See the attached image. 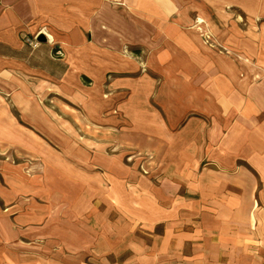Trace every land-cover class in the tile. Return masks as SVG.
I'll return each instance as SVG.
<instances>
[{
  "label": "crops",
  "instance_id": "crops-1",
  "mask_svg": "<svg viewBox=\"0 0 264 264\" xmlns=\"http://www.w3.org/2000/svg\"><path fill=\"white\" fill-rule=\"evenodd\" d=\"M230 2L0 0L2 99L22 110L46 194L29 212L0 202V264H88L93 244L79 218L101 214V200L112 231H102V259L105 249L119 258L122 236L134 249L140 234L144 258L161 264H264V80L252 84L221 65L202 35L219 34L211 15ZM42 25L65 46L25 42ZM125 47L136 74L110 85L126 91V142L67 144L32 92L52 87H34V78L54 85L69 72L125 69ZM5 109L0 139L15 141V115ZM141 162L156 179L140 174Z\"/></svg>",
  "mask_w": 264,
  "mask_h": 264
},
{
  "label": "rangeland",
  "instance_id": "rangeland-1",
  "mask_svg": "<svg viewBox=\"0 0 264 264\" xmlns=\"http://www.w3.org/2000/svg\"><path fill=\"white\" fill-rule=\"evenodd\" d=\"M230 4L224 13L211 15L212 19H217V25L221 27V30H217L219 34L217 36L212 34L210 39H206L202 33L203 38L213 51L212 54L218 56L221 65L228 64L230 68H234L236 74L243 80L249 79L252 84L260 83L264 80V0H246L243 4H240L239 0H231ZM40 30L43 31L40 34H43L44 37H46L44 34L46 32L53 35L47 25H42L36 33L27 35L34 37ZM205 33L209 32L205 31ZM44 42L52 46L57 44L65 46L64 42H58L55 38L51 42L46 37L45 41L40 40L39 45ZM58 48L55 51H58L59 54L65 53L64 47ZM124 50L125 58L128 61L125 69L69 72L61 74L57 79L54 77L53 80L56 81L54 85L45 83L42 78H34L33 81L37 84L32 86L38 87V84L44 83L52 87V92H49V88L38 91L34 89L32 92L39 108L51 117L50 123L68 137L67 144L78 143L85 147L88 144L95 145L92 140L103 142L106 139H112L114 142H126L125 137L119 133L120 128L130 125L121 112L122 108L119 107L121 101L126 97V91L120 90L117 94L110 85L111 81L115 79L114 77L126 73L128 75L136 74V72H132L135 69L131 68L130 64L133 63L132 58L137 60V57L127 47ZM146 70L147 67L142 65L140 71ZM27 79H31V77H23L24 81ZM18 86L20 87V85ZM5 90V83L0 78V112L2 115H6L5 106L9 110V116L13 111L16 119L15 131L19 137L15 141L0 139V202L2 206L20 202L22 204L18 206L19 209L29 212L32 210V204L37 207L45 205V189L42 186V180L36 175L40 170V159L37 155L28 152L27 124L23 121L22 110L19 109L17 101H13L11 104V100L6 103L2 99ZM197 97L206 98L202 95ZM183 99L188 100L186 96ZM1 130L3 129H0V132H2ZM0 137H3L1 133ZM137 167L140 174L156 179L154 172L150 170L151 165L141 162ZM72 186L75 191V185ZM100 193L107 195L103 192ZM101 203H103L101 214L79 218L85 223L84 232L81 234L87 236L85 240L93 244V247L89 249L88 259L90 262L88 264H161L160 257L144 258L145 249H143L144 245L140 234L137 236L139 240L133 246L134 249L128 248L127 236H122L125 241L121 242L123 243L120 248L122 253L117 259L112 252H107V249H105L104 259H102L103 255H97L96 249L107 239L105 236L103 238L102 231L106 232L109 237L112 232L107 200L106 203L101 200ZM70 222L73 227L78 223L74 217ZM123 226L126 227L125 224ZM155 247L154 250L159 249L158 244ZM113 257L115 261H113ZM73 258H80V256L74 254Z\"/></svg>",
  "mask_w": 264,
  "mask_h": 264
},
{
  "label": "built area",
  "instance_id": "built-area-1",
  "mask_svg": "<svg viewBox=\"0 0 264 264\" xmlns=\"http://www.w3.org/2000/svg\"><path fill=\"white\" fill-rule=\"evenodd\" d=\"M42 32L43 31L40 30L34 37H30L29 35L25 34V37H24L25 38V42H27L32 48H37L39 46V44H40V39L38 37H39V34L42 33ZM202 33H204V35L206 36V39L207 38L210 39V37H212V33H205V31L202 32ZM44 34H45V36L47 37V39L49 41L52 40V38L48 37L47 33H44Z\"/></svg>",
  "mask_w": 264,
  "mask_h": 264
},
{
  "label": "water",
  "instance_id": "water-1",
  "mask_svg": "<svg viewBox=\"0 0 264 264\" xmlns=\"http://www.w3.org/2000/svg\"><path fill=\"white\" fill-rule=\"evenodd\" d=\"M38 38H39L40 40H42V41H45V40H46V37H44L43 34H40Z\"/></svg>",
  "mask_w": 264,
  "mask_h": 264
},
{
  "label": "bare ground",
  "instance_id": "bare-ground-1",
  "mask_svg": "<svg viewBox=\"0 0 264 264\" xmlns=\"http://www.w3.org/2000/svg\"><path fill=\"white\" fill-rule=\"evenodd\" d=\"M46 33H47V32H46ZM47 35H48V37L52 38L51 41H53L54 37H53L51 34H49V33H47ZM52 91H53L52 89L49 90V92H52Z\"/></svg>",
  "mask_w": 264,
  "mask_h": 264
}]
</instances>
